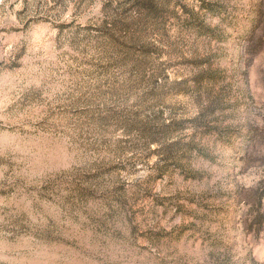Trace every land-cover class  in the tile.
<instances>
[{
  "label": "rangeland",
  "instance_id": "374dc122",
  "mask_svg": "<svg viewBox=\"0 0 264 264\" xmlns=\"http://www.w3.org/2000/svg\"><path fill=\"white\" fill-rule=\"evenodd\" d=\"M0 264H264V0H0Z\"/></svg>",
  "mask_w": 264,
  "mask_h": 264
}]
</instances>
